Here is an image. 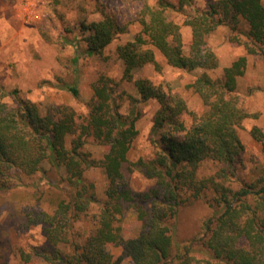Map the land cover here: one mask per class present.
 Returning <instances> with one entry per match:
<instances>
[{
    "label": "trees",
    "instance_id": "obj_1",
    "mask_svg": "<svg viewBox=\"0 0 264 264\" xmlns=\"http://www.w3.org/2000/svg\"><path fill=\"white\" fill-rule=\"evenodd\" d=\"M141 1L136 19L140 32L116 51L124 67L121 81L132 82L134 72L148 65L160 70L158 52L174 69L204 71L188 88L206 111H191L183 96L146 78L135 81L136 98L116 93L121 82L101 76L92 85L94 98L86 115L63 104L43 111L0 82V242L10 229L27 232L39 225L47 247L21 251L24 262L37 257L46 264H264V167L250 181L239 177L246 152L239 130L251 115L241 107L238 94L248 56L264 57V4L209 0L201 8L194 0L177 4L156 0L153 6L149 0ZM100 6L102 19L83 21L81 38H69L65 44L79 48L84 42L87 56L108 60L106 49L128 28ZM188 7L192 12L184 24L192 38L186 51L181 26L169 19L168 12H186ZM220 27H229V41L242 46L247 55L215 79L208 71L217 70L220 61L207 39ZM78 62L75 57L74 65ZM57 87L81 97L76 77ZM125 100L130 101L129 112L122 111ZM150 101L159 103L149 138L154 154L132 162L129 154L143 116L139 108ZM251 134L264 140L258 128ZM91 141L106 149L99 160L86 150ZM206 162L217 170L202 177ZM93 168L103 169L106 177L103 199L87 178ZM134 171L151 181L146 190L134 189L130 176ZM39 173L47 188L26 181ZM196 203L207 205L211 215L187 244L178 233L180 215ZM128 212L141 223L132 238L124 235ZM79 221L93 224V231H75ZM111 247H121L116 260ZM197 248L203 258L192 255ZM0 264H9L7 254L0 253Z\"/></svg>",
    "mask_w": 264,
    "mask_h": 264
},
{
    "label": "rangeland",
    "instance_id": "obj_2",
    "mask_svg": "<svg viewBox=\"0 0 264 264\" xmlns=\"http://www.w3.org/2000/svg\"><path fill=\"white\" fill-rule=\"evenodd\" d=\"M177 4L178 0H168ZM196 7L206 8L209 0H194ZM264 4V0H262ZM149 5L156 4V0H149ZM105 6L115 13L122 25H126L127 33L120 35L105 51L108 60L99 57H89L85 53L86 45L80 41L79 48L72 44H65L69 38L80 37V24L98 22L102 19L101 6ZM141 0H0V82L6 90H19L20 96L41 106L42 110L53 105H68L78 115L89 112L88 103L94 98L92 85L101 76H107L120 83L116 93L126 92L136 98L139 97L135 87L138 79H150L156 84H165L166 89L183 96L191 111L203 113L206 107L200 97L188 88L199 77L203 70L186 72L174 69L165 63L164 58L157 52L160 70L154 65H148L134 72L132 82L121 81L124 73L123 63L119 60L116 51L119 45L134 39L140 32L141 26L136 21L142 8ZM192 12L188 7L186 12L169 11V19L181 26V32L186 51L191 42L192 31L184 24L186 14ZM35 13L31 18L28 14ZM73 32H69V30ZM229 27H220L208 37V45L218 56L220 66L217 70L208 71L213 78L223 75L224 68L229 67L238 58L247 55L242 46L229 41ZM79 58L74 65L73 59ZM75 77L80 89L81 97L76 99L65 90L59 89L61 83H71ZM169 87V88H168ZM238 94L240 105L247 111L248 118L240 128V136L246 147L243 164L239 168V177L252 180L264 167V140L255 139L251 131L258 128L264 134V57L261 55L248 56V66L243 77L238 80ZM143 112L137 122L138 138L133 142L129 154L132 162L140 158L153 157L154 148L150 143V132L153 118L159 109L157 101L142 104L139 108ZM130 101L122 103V111L129 112ZM92 158L101 159L106 149L91 141L86 148ZM48 169V166H45ZM215 164L206 162L200 170L202 177L214 174ZM134 189L146 190L151 181L147 180L138 171L131 173ZM43 174L26 178L30 184H38L47 188ZM87 178L96 186L100 199L105 197L106 177L103 169L93 168L87 173ZM44 207L50 209L49 204ZM96 210V209H95ZM211 215L207 205L196 203L186 208L180 215L178 233L182 242L188 244L197 234L201 222ZM182 218V220H181ZM4 219L3 217L1 218ZM126 238L136 237L141 229V223L133 212L126 214L123 222ZM93 224L79 221L75 224V231L92 232ZM0 242V253L9 257V264H46L42 259L33 257L30 262H24L21 251L30 253L31 247H47V240L41 226H35L27 232L10 229ZM10 239L9 243L5 241ZM115 260L122 254L121 247H111ZM197 259L203 258L199 249L192 253ZM125 264H132L128 261Z\"/></svg>",
    "mask_w": 264,
    "mask_h": 264
},
{
    "label": "built area",
    "instance_id": "obj_3",
    "mask_svg": "<svg viewBox=\"0 0 264 264\" xmlns=\"http://www.w3.org/2000/svg\"><path fill=\"white\" fill-rule=\"evenodd\" d=\"M34 14H35V13H30V14H28L27 17L31 18Z\"/></svg>",
    "mask_w": 264,
    "mask_h": 264
}]
</instances>
